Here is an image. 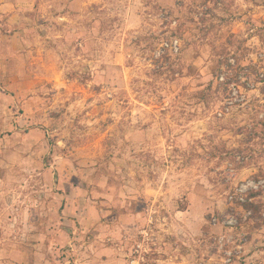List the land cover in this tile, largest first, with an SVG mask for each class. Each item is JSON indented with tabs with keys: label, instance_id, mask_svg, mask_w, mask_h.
Instances as JSON below:
<instances>
[{
	"label": "rangeland",
	"instance_id": "obj_1",
	"mask_svg": "<svg viewBox=\"0 0 264 264\" xmlns=\"http://www.w3.org/2000/svg\"><path fill=\"white\" fill-rule=\"evenodd\" d=\"M263 23L264 0H0V264L264 263Z\"/></svg>",
	"mask_w": 264,
	"mask_h": 264
},
{
	"label": "built area",
	"instance_id": "obj_2",
	"mask_svg": "<svg viewBox=\"0 0 264 264\" xmlns=\"http://www.w3.org/2000/svg\"><path fill=\"white\" fill-rule=\"evenodd\" d=\"M167 49H171V50H173V51H178L179 50V41L178 40H175V41H173V42H171V43H165V45H164ZM260 184H263V182H260ZM250 187L251 188H254V189H259V186H257L256 184H250L249 186H247V187H243V188H241V189H239V192L238 193H240V196H241V201H244V198L242 197V195L241 194H243L244 192H246L248 189H250ZM238 198L239 197V194H236L234 197H231V200H234L235 198ZM236 198V199H237Z\"/></svg>",
	"mask_w": 264,
	"mask_h": 264
},
{
	"label": "crops",
	"instance_id": "obj_3",
	"mask_svg": "<svg viewBox=\"0 0 264 264\" xmlns=\"http://www.w3.org/2000/svg\"><path fill=\"white\" fill-rule=\"evenodd\" d=\"M260 239H261V238H258V237L255 238V239L253 240V242H252V245H253L254 243H258V244H259ZM252 245H251V246H252ZM257 251H258L257 249L252 250V249H250L249 247L247 248L246 255H248V256H247L248 264H264V263H261L260 261L255 260L256 258H254V257L257 256ZM258 252H261V251L259 250Z\"/></svg>",
	"mask_w": 264,
	"mask_h": 264
},
{
	"label": "trees",
	"instance_id": "obj_4",
	"mask_svg": "<svg viewBox=\"0 0 264 264\" xmlns=\"http://www.w3.org/2000/svg\"><path fill=\"white\" fill-rule=\"evenodd\" d=\"M261 31H262V34H263L262 36H263V42H264V23L262 24ZM247 207H248V208L253 207V204H250V205H248Z\"/></svg>",
	"mask_w": 264,
	"mask_h": 264
}]
</instances>
